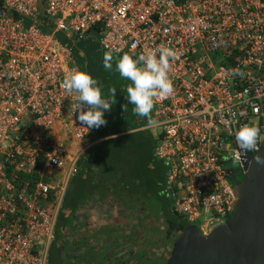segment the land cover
<instances>
[{
	"label": "built area",
	"instance_id": "obj_1",
	"mask_svg": "<svg viewBox=\"0 0 264 264\" xmlns=\"http://www.w3.org/2000/svg\"><path fill=\"white\" fill-rule=\"evenodd\" d=\"M95 27L99 50L114 57L160 45L177 54L173 91L154 99L152 115L160 195L174 215L204 234L230 218L232 175L244 177L245 156L264 145V0H0V264H49L61 204L93 134L63 87L79 70L63 40ZM245 124L260 129L252 152L235 141Z\"/></svg>",
	"mask_w": 264,
	"mask_h": 264
},
{
	"label": "trees",
	"instance_id": "obj_2",
	"mask_svg": "<svg viewBox=\"0 0 264 264\" xmlns=\"http://www.w3.org/2000/svg\"><path fill=\"white\" fill-rule=\"evenodd\" d=\"M99 35L100 28L95 27L87 37L78 38L72 36L71 39L63 40L72 44L74 57L78 59L79 70L90 73L102 85L104 98L110 99L112 102L111 109L105 111L107 123L99 128H93L96 138L125 133L141 126L138 123L141 117L133 114L132 109L134 106L127 99L126 89L131 82L120 77L119 72L116 70V60L125 53L114 57L111 70L105 69L103 66L104 53L99 50L98 45ZM111 89L116 90L115 96L111 95ZM126 104L127 111L123 107ZM144 124H148V119L145 120ZM128 144L129 142L125 137H117L97 143L87 150L86 154L79 160V172L69 181L65 198L60 207L56 231L63 228L66 224L63 217L64 210L66 208H76L81 200L88 196L89 192L97 190L95 189L96 184L92 187L88 184L97 181L98 177L101 178V173L89 175L83 172L91 171L92 167L102 168L106 165L117 166L121 164L124 168L130 167L134 160L131 156V151L133 150ZM153 161L156 164L157 180L148 181L147 183L145 175L141 173V167L138 165L135 168L136 172L130 174L117 173L115 170L112 174H108L109 181L118 183L112 192L121 196L129 193L130 200L133 199L136 203L137 214L157 217L165 216L168 235L178 234L181 236L188 223L181 217L174 215L170 211V201L160 195L161 184L164 180V169L156 161L155 157ZM70 203L73 205L68 206ZM54 253L55 256L52 258ZM49 264H63L61 237L55 239L52 244Z\"/></svg>",
	"mask_w": 264,
	"mask_h": 264
},
{
	"label": "crops",
	"instance_id": "obj_3",
	"mask_svg": "<svg viewBox=\"0 0 264 264\" xmlns=\"http://www.w3.org/2000/svg\"><path fill=\"white\" fill-rule=\"evenodd\" d=\"M77 61L78 59V65ZM146 119H139L141 126L125 133L96 138L93 130L87 143L88 149L105 140L125 137L133 150L131 156L134 161L126 168L121 164L106 165L98 167L99 169L92 167L91 171L83 172L89 175L101 173V178L98 177L97 181L88 184L90 187L96 184L97 190L89 192L76 208H66L63 214L66 224L63 228L55 230V239L61 237L63 259L67 258L70 264H92L95 257H98L99 264H134V221L137 220V215H145L137 214L136 203L133 199L130 200L129 193L121 196L112 192L118 183L109 181L108 174L115 170L117 173L130 174L136 172L138 165L147 183L157 180L156 164L153 161L157 134L151 132L154 128L144 124ZM71 147L69 146L70 150H73ZM72 205L70 203L68 206Z\"/></svg>",
	"mask_w": 264,
	"mask_h": 264
},
{
	"label": "clouds",
	"instance_id": "obj_4",
	"mask_svg": "<svg viewBox=\"0 0 264 264\" xmlns=\"http://www.w3.org/2000/svg\"><path fill=\"white\" fill-rule=\"evenodd\" d=\"M176 55L174 49L160 45L135 58L125 53L116 60V70L120 77L131 82L126 92L129 103L134 106L133 114L147 118L149 127L157 123L150 115L154 107V99L166 98L173 91L168 72L170 59H175ZM113 59V51L104 52L105 69H112ZM63 87L76 93L78 104L74 111H78L77 119L82 125L91 129L99 128L107 123L105 111L111 109L112 102L104 98L102 85L90 73L75 69L69 71L63 81ZM110 92L112 96H115V89H111ZM123 107L127 111V104ZM234 135L240 152H252L257 146L260 129L256 125L245 124L236 129ZM255 160L258 164L264 165V157L256 155Z\"/></svg>",
	"mask_w": 264,
	"mask_h": 264
},
{
	"label": "water",
	"instance_id": "obj_5",
	"mask_svg": "<svg viewBox=\"0 0 264 264\" xmlns=\"http://www.w3.org/2000/svg\"><path fill=\"white\" fill-rule=\"evenodd\" d=\"M264 145L242 162L245 175L235 186L233 215L204 234L188 224L173 243L166 264H264Z\"/></svg>",
	"mask_w": 264,
	"mask_h": 264
},
{
	"label": "flooded vegetation",
	"instance_id": "obj_6",
	"mask_svg": "<svg viewBox=\"0 0 264 264\" xmlns=\"http://www.w3.org/2000/svg\"><path fill=\"white\" fill-rule=\"evenodd\" d=\"M242 178L240 172H235L232 175V182L239 184ZM165 219V216H137V220L134 221L136 230L132 236L134 264H166L173 243L180 236L168 235ZM95 258L92 264H99L98 257Z\"/></svg>",
	"mask_w": 264,
	"mask_h": 264
},
{
	"label": "rangeland",
	"instance_id": "obj_7",
	"mask_svg": "<svg viewBox=\"0 0 264 264\" xmlns=\"http://www.w3.org/2000/svg\"><path fill=\"white\" fill-rule=\"evenodd\" d=\"M151 132L155 133V134H158L160 132V128H154ZM234 167H236V169H239V167H237V165H233ZM159 202V201H158ZM209 217V216H208ZM199 224H203L204 223V218H200L199 221H198ZM55 256V253L53 254L52 258ZM63 264H70L69 260L66 258V259H63Z\"/></svg>",
	"mask_w": 264,
	"mask_h": 264
}]
</instances>
